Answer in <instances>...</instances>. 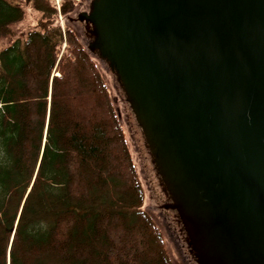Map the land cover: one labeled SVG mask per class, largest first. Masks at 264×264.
<instances>
[{
  "label": "water",
  "instance_id": "1",
  "mask_svg": "<svg viewBox=\"0 0 264 264\" xmlns=\"http://www.w3.org/2000/svg\"><path fill=\"white\" fill-rule=\"evenodd\" d=\"M198 264H264V0H95Z\"/></svg>",
  "mask_w": 264,
  "mask_h": 264
},
{
  "label": "trees",
  "instance_id": "2",
  "mask_svg": "<svg viewBox=\"0 0 264 264\" xmlns=\"http://www.w3.org/2000/svg\"><path fill=\"white\" fill-rule=\"evenodd\" d=\"M0 0V264H173L144 208L118 111L58 16L75 0ZM62 44H66L62 53Z\"/></svg>",
  "mask_w": 264,
  "mask_h": 264
},
{
  "label": "rangeland",
  "instance_id": "3",
  "mask_svg": "<svg viewBox=\"0 0 264 264\" xmlns=\"http://www.w3.org/2000/svg\"><path fill=\"white\" fill-rule=\"evenodd\" d=\"M75 10L65 18L58 16V23L62 27H71L96 62L105 82L108 85L111 97L118 111L123 126L126 142L132 155L133 163L140 178L144 192V208L151 214L158 226L164 241L165 248L173 264H198L189 244V237L184 229L178 212L171 208V196L158 172L154 156L151 153L145 135L139 125L136 115L130 105L128 96L117 72L114 71L107 58L99 55L97 49L90 50L89 44L94 35L90 21L81 17V13L89 14L95 0H75ZM58 3V0H55ZM11 3L21 6L25 17L13 25L15 37H24V34L37 23L39 13L31 6L29 0H12ZM4 43H0V48ZM66 44H62L60 53Z\"/></svg>",
  "mask_w": 264,
  "mask_h": 264
}]
</instances>
